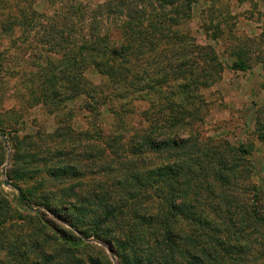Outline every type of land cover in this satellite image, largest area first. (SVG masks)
Returning a JSON list of instances; mask_svg holds the SVG:
<instances>
[{
    "label": "trees",
    "instance_id": "16d2710c",
    "mask_svg": "<svg viewBox=\"0 0 264 264\" xmlns=\"http://www.w3.org/2000/svg\"><path fill=\"white\" fill-rule=\"evenodd\" d=\"M197 1L73 0L56 7V64L43 57L56 71L44 67L42 75L50 78L41 96L61 106L80 102L92 123L101 122L105 106L113 128L105 134L98 127L90 133L60 125L47 134L52 144L43 157L30 136L15 133L10 162L13 169L23 167L6 172L10 184L12 176L42 174L46 154L56 153L47 175L64 186L37 200L47 213L59 209L69 227H57L46 212L36 213L39 225L29 234L6 225L11 205L0 191V264H112L104 245L117 264H264V187L251 180L250 152L244 144L202 142L194 129L204 117L200 90L212 86L225 66L248 69L250 54L235 45L231 63H223L218 36L210 37L213 45L189 43L190 34L183 36L178 26ZM27 8L13 14L22 25L50 20ZM189 47L203 55L205 67L181 60ZM87 70L100 82L88 81ZM134 115L145 124L135 127ZM258 115L254 133L264 151V118ZM72 117L58 115V122ZM83 140L87 145L77 149ZM29 157L34 169L26 168ZM89 159L102 172L85 171ZM12 186L18 203L31 209V193Z\"/></svg>",
    "mask_w": 264,
    "mask_h": 264
},
{
    "label": "rangeland",
    "instance_id": "374dc122",
    "mask_svg": "<svg viewBox=\"0 0 264 264\" xmlns=\"http://www.w3.org/2000/svg\"><path fill=\"white\" fill-rule=\"evenodd\" d=\"M71 1L73 0H0V13H2L0 14V129L5 132V135L0 136L2 140V144L0 143V191L5 194L11 205L12 215L8 216L10 220L6 225L16 224L18 229H23L27 234L34 232L39 225L38 219L35 218L37 212H46L47 217L57 227L67 229L69 225L59 209L56 214L49 212L48 214L41 204L43 201L37 200L44 194L56 195V189L64 186L62 179H53L47 175L48 167L58 160L56 153L50 152L44 155L49 165L45 170L43 169L42 174L37 172L21 180H16L12 176L10 184L6 172L13 173L14 170L17 171L19 167H23V165L15 164L16 167L13 169L14 166H11L10 162V152L13 151L11 141L16 136L15 133L17 132L20 136H30L27 141H32V145L37 144V147L42 150L39 156L43 157L46 147L51 143L48 141L47 134L56 131L60 125L68 124L76 131L87 129L90 133L93 128L98 127L105 134L113 128V118L105 106L101 108V122L92 123L80 102L71 101L61 106L56 105L55 98L46 100L41 96L44 79L50 78L42 75L44 67L56 71V65L48 66L43 58L51 57L56 64V35L51 36L52 33H56L52 25L53 21H56V7ZM77 1L101 5L109 0ZM24 6L28 7V10L34 8L39 13L47 14L50 20L45 22L38 20L37 23L27 21L25 25H22L14 17V13L22 10ZM181 23L178 26L180 34L183 36L190 34V37H187L189 43L213 45L214 41L210 40V37L218 36L216 53L223 63H231L232 57L228 56V53L232 50V46H240L250 54L248 69L239 71L225 66L212 86L200 90L204 100L201 108L204 117L202 121L196 123L194 129H196V136L202 142L211 140V143L227 141L232 145L244 144L251 154L250 164L253 175L250 178L259 187H264V151L254 133L256 115L259 113L258 116L264 118V0H198L193 6L189 19ZM192 48H188L181 60L186 62L190 59L192 63L199 62L198 65L205 67L206 63L203 62L205 58H201L203 55ZM190 49L191 52H189ZM168 65H170L169 62ZM85 77L88 81L100 82V75L95 71H85ZM142 104L145 105L137 103L143 109ZM67 113L73 115L70 121L58 122V115ZM132 123L135 127L145 124L139 115H134ZM86 145L87 141L76 148L81 150ZM34 148L31 147L30 150L33 151ZM3 149H6V156ZM116 151L122 155L119 149ZM27 159L29 162L26 168L34 169L33 158ZM91 161L95 163L93 159L83 161L85 171L95 172L99 168L102 172V168L99 165L92 166ZM96 177L101 178V175ZM4 180H8L9 183L5 184ZM244 180L247 181L249 178L240 179V181ZM12 184H17L25 193H31V196L28 194L32 197L31 209L18 203V189ZM58 205L60 204H55L56 207ZM71 229L80 235L74 227ZM85 240L103 244L92 238ZM57 241L56 239V243ZM104 246L112 264H117L115 254L107 245Z\"/></svg>",
    "mask_w": 264,
    "mask_h": 264
},
{
    "label": "water",
    "instance_id": "95a60500",
    "mask_svg": "<svg viewBox=\"0 0 264 264\" xmlns=\"http://www.w3.org/2000/svg\"><path fill=\"white\" fill-rule=\"evenodd\" d=\"M4 183H5V184H8L9 182H8V180H4Z\"/></svg>",
    "mask_w": 264,
    "mask_h": 264
}]
</instances>
